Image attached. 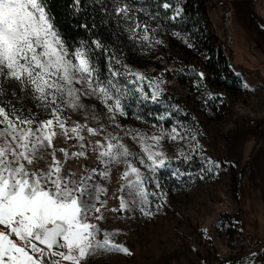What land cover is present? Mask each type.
<instances>
[{
	"label": "rangeland",
	"instance_id": "rangeland-1",
	"mask_svg": "<svg viewBox=\"0 0 264 264\" xmlns=\"http://www.w3.org/2000/svg\"><path fill=\"white\" fill-rule=\"evenodd\" d=\"M241 1L214 5L212 0H165L173 7L165 10L151 4L143 10L131 9L127 36L133 38L132 47L130 52H121L118 45L113 55L120 63L115 65L132 80L136 77L129 72L141 73L145 79L137 83L149 96L160 91L156 120H148L137 108L125 104L127 115H117L113 122L95 97L83 102L95 111L108 133L122 138L138 156L144 154L132 138L137 132L152 144L147 138L181 125L178 130L184 139L161 141L157 150L171 164L156 173L148 172L138 159L132 161L146 176L159 181L160 187L147 183V205L131 212H109L101 224L107 231H118L114 241L131 254L102 252L90 257L87 264H224L239 257H244L243 264H264V32L259 31L264 30V12L259 9L264 0L255 1L259 20L250 10L246 9L247 15L242 11ZM176 7L183 12L172 20ZM145 35L148 40L143 39ZM219 50L241 71L237 77L227 71ZM16 92L22 95L18 88ZM5 99L13 98L9 94ZM14 102L40 113V119L48 118L30 98ZM63 115L69 126L87 119L89 126L98 127L83 110L67 109ZM162 115L167 119L159 120ZM83 135L85 142L93 144L103 139L89 136L86 130ZM53 143L57 150H79L74 139L66 142L63 136ZM181 151L191 159L185 162L179 157ZM56 155L63 160L61 152ZM96 156L89 149L86 159H71L65 168L79 177L84 169L103 167ZM209 160L216 163L209 165ZM123 171V165L113 166L110 179L100 181L108 189L102 199L109 209L118 207V197L124 194L120 191Z\"/></svg>",
	"mask_w": 264,
	"mask_h": 264
},
{
	"label": "snow or ice",
	"instance_id": "snow-or-ice-1",
	"mask_svg": "<svg viewBox=\"0 0 264 264\" xmlns=\"http://www.w3.org/2000/svg\"><path fill=\"white\" fill-rule=\"evenodd\" d=\"M75 4L79 5L80 0H75ZM162 7L168 10L173 6L164 2ZM129 11L127 6L116 9L126 18ZM173 11L171 19L176 20L183 8ZM143 39L148 40V36ZM91 43L96 49L104 48L100 41ZM128 74L136 77L128 82L131 84L145 79L138 72ZM123 75L113 67L111 56L107 72H102L90 45L81 42L70 48L54 24L48 0H0V264H87L90 257L102 252L131 254L127 247L114 241L118 231H107L101 224L109 212H131L147 205V183L155 182L160 187L159 181L146 176L132 161L138 159L148 172L156 173L171 164L165 153L157 150L161 141L184 136L178 130L183 126H173L170 131L162 130L160 135L147 138L153 142L148 144L144 134L137 132L132 138L144 154L138 156L122 138L108 133L99 124L95 111L83 101L95 97L113 122L117 115L126 116L122 100L130 96L127 85L119 79ZM17 88L21 96H17ZM135 91L144 101L156 102L160 96L159 90L150 96L143 87ZM9 92L11 100L5 99ZM29 98L42 113H47V119H40V113L25 104L17 107L14 102ZM67 109L83 110L88 118L97 121L98 127L89 126L87 119L69 126L63 115ZM85 130L89 136L103 139L94 144L85 142ZM125 135L129 133L126 131ZM58 136L66 142L74 139L79 150H57L53 142ZM89 149L97 153L96 160L102 168L84 169L79 177L65 168L71 159H86ZM57 151L63 154V160L57 158ZM179 157H184L185 162L191 159L183 151ZM215 163L208 161L209 165ZM120 165L124 166L120 188L124 194L118 197L119 206L109 209L107 200L102 199L108 189L100 181L109 180L112 167ZM140 211L144 212L143 207Z\"/></svg>",
	"mask_w": 264,
	"mask_h": 264
},
{
	"label": "trees",
	"instance_id": "trees-1",
	"mask_svg": "<svg viewBox=\"0 0 264 264\" xmlns=\"http://www.w3.org/2000/svg\"><path fill=\"white\" fill-rule=\"evenodd\" d=\"M164 2L165 0H80V4L76 5L75 0H48L51 14L54 17V24L69 47H78L81 42L90 45L95 52L98 66L104 73L107 72L109 56L113 57V67L116 68L113 54L117 53L118 45L123 48L121 52H124V49L126 52H130V47H132L130 44L133 38L127 36L128 27H130L127 24L133 17L131 9L143 10L151 4H156L158 9H162ZM124 6L130 9L127 18L116 12L118 7ZM226 10L228 13L230 12L229 5L226 6ZM93 41H100L104 48L96 49L95 45L91 43ZM218 53L220 60L223 59L226 62L227 71L233 72V76L237 77L241 71L231 66L227 62L226 55L220 50ZM119 79L122 84L127 85L130 96V98L123 100L124 104L137 108L148 120H156L155 115L159 113L158 105L151 99L146 101L140 99L139 93L135 91L139 84L128 83L132 81L129 75L124 73ZM243 258L229 260L224 264H243Z\"/></svg>",
	"mask_w": 264,
	"mask_h": 264
},
{
	"label": "crops",
	"instance_id": "crops-1",
	"mask_svg": "<svg viewBox=\"0 0 264 264\" xmlns=\"http://www.w3.org/2000/svg\"><path fill=\"white\" fill-rule=\"evenodd\" d=\"M255 1L256 0H242L241 4L239 6H241L243 8V10L241 9L242 11H244V9H245V11H244L245 14H246V9L250 10L251 14L253 13V18L255 17L257 19L258 16H256V14L258 13L259 9L262 12H264V6L262 5V7H259V9H258L257 5L255 4L256 3ZM258 20H259V18H258ZM259 31L260 32H262V31L264 32L263 29H260ZM259 31H257V32H259ZM257 32L255 31V33H257ZM261 151H262V154H264V143H263V145H261ZM259 153L261 154V152L255 153V156L257 157V159L260 157Z\"/></svg>",
	"mask_w": 264,
	"mask_h": 264
},
{
	"label": "built area",
	"instance_id": "built-area-1",
	"mask_svg": "<svg viewBox=\"0 0 264 264\" xmlns=\"http://www.w3.org/2000/svg\"><path fill=\"white\" fill-rule=\"evenodd\" d=\"M223 1H224V0H212V3H213L214 5H216V4H222ZM232 223H234L235 226H237V224H238L236 219H233Z\"/></svg>",
	"mask_w": 264,
	"mask_h": 264
}]
</instances>
